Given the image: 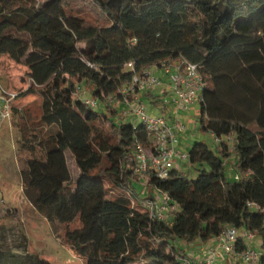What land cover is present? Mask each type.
I'll list each match as a JSON object with an SVG mask.
<instances>
[{"label":"trees","instance_id":"16d2710c","mask_svg":"<svg viewBox=\"0 0 264 264\" xmlns=\"http://www.w3.org/2000/svg\"><path fill=\"white\" fill-rule=\"evenodd\" d=\"M54 2L58 13L46 8ZM82 6L90 15L78 12ZM0 53L23 63L30 78L15 98L41 99L40 126L20 127L25 194L52 225L80 219L65 237L84 264H184L175 238L207 241L229 226L259 237L257 264H264V0H0ZM179 56L199 65L206 82L199 126L219 140L216 151L201 141L190 146L194 177L178 167L147 177L144 196L159 189L175 206L165 222L132 205L143 176L135 144L151 143L145 124L114 105L100 112L74 91L85 85L92 96L120 101L118 88L133 70ZM145 98L165 112L159 94L146 90ZM245 246L239 237L236 249ZM0 264L51 263L0 246Z\"/></svg>","mask_w":264,"mask_h":264},{"label":"rangeland","instance_id":"374dc122","mask_svg":"<svg viewBox=\"0 0 264 264\" xmlns=\"http://www.w3.org/2000/svg\"><path fill=\"white\" fill-rule=\"evenodd\" d=\"M46 8L52 13H58L55 2L48 4ZM78 12L88 16L92 10L82 6ZM62 17L67 24L77 23L74 18H67L63 14ZM25 68L23 63L16 62L6 54L0 53V83L6 89L19 92L27 87ZM79 91L88 97L92 96L85 85L79 86ZM74 95L77 96V93ZM143 100L147 104L149 113H164L172 122L179 121L184 124V130L177 134L175 141L181 151L187 152L196 141H201L207 144L212 151H216L217 141L211 132L202 130L199 126L200 100L186 108L177 109L172 116H169L170 109L161 112L157 108L154 112L150 107L151 102L147 98ZM40 101L38 93H28L13 99L11 118L0 125V246L16 254H23L25 251L38 252L51 264H84V259L75 252L65 237L67 229L81 226L80 219L76 217L71 222L52 225L34 208L24 191L21 176L23 162L17 160V155L21 152L20 127L30 129V127L40 126L38 122L41 111ZM114 106L119 113H123L125 104L121 105L120 101H115ZM95 109L100 112L106 111L102 103ZM127 116V119L135 121L131 116ZM66 157L71 176L74 178L78 169L70 151H66ZM175 165L190 177L197 174L195 165L187 159H177ZM225 173L229 178L235 175L233 156L225 159ZM146 179L147 177L143 175L140 180L134 182L135 190L141 197L147 193ZM174 240L178 246L186 247L188 244L187 247H189L191 243L181 238ZM251 241L255 249L260 252L259 237L255 236Z\"/></svg>","mask_w":264,"mask_h":264},{"label":"built area","instance_id":"2783aa9c","mask_svg":"<svg viewBox=\"0 0 264 264\" xmlns=\"http://www.w3.org/2000/svg\"><path fill=\"white\" fill-rule=\"evenodd\" d=\"M132 67V62H128ZM159 70L165 75L166 80L155 73ZM30 79V78H29ZM28 79V82H29ZM199 65L183 56L177 58H163L156 63L147 65L139 70H133L129 81L123 83L118 88V95L121 103L125 104L124 114L131 116L145 124L146 129L151 134V143L144 145L136 142L134 149L135 170L141 175L149 177L155 174L158 177H166L175 165L176 160L187 159L188 152L181 151L175 144L176 130H184V124L179 121L171 122L166 114L149 113L147 104L141 98L144 90L157 89L163 87L165 93L160 94L163 102H172L176 109L186 108L193 102L201 99V92L205 85ZM163 85V86H162ZM77 96L90 106L96 107L100 103L112 106L115 103L114 93L103 94L102 97L81 94L79 87L74 91ZM17 91L6 89L0 83V125L9 121L12 114V101L15 99ZM216 141L219 140L211 133ZM156 196H144L132 198V205L139 202L142 210L146 211L151 219H159L168 222L169 212L175 206L166 192L156 189ZM248 204L255 209L259 205L254 202ZM242 237L246 246L242 250L236 249V242ZM254 232L250 229H238L233 226L226 227L221 231L215 240L216 246H207L203 249L204 255L201 257L184 256L181 258L184 264H216V257L222 253L239 257L243 263L257 264L260 252H258L251 240ZM221 249V250H219Z\"/></svg>","mask_w":264,"mask_h":264},{"label":"crops","instance_id":"0c3cea01","mask_svg":"<svg viewBox=\"0 0 264 264\" xmlns=\"http://www.w3.org/2000/svg\"><path fill=\"white\" fill-rule=\"evenodd\" d=\"M155 73L158 74V75H160L162 80H165V75L162 74V73H160L159 70H155ZM163 87H159L157 89H154L152 92L154 94H159L160 95V94H162V91H163L162 88ZM145 91L146 90L142 91V93H141V98L142 99L145 98ZM165 92L166 91H163V93H165ZM123 104L124 103H121V105H123ZM150 107L153 108V111L154 112H155V110L157 108H159L160 110H162L161 109L162 104H160V105L150 104ZM167 109L168 110L169 109L171 110V112L169 113V116H172V113H175L177 111V109L175 108V106H174V104L172 102H167L166 103V109H165V111ZM169 121L172 122V120H170V119H169ZM182 131L176 130V136H177V134L179 132H182ZM174 244H175V240H174ZM210 245L211 246H216L217 245V242L215 240V237H213V238H211V239H209L207 241H202V240L196 239L194 241H191V243H189V247H187L188 244H187L186 247L184 245H181V246L176 245V246L183 248L184 251L186 252V254L188 256L195 258V257H201V256H203L204 255L203 249L206 248L207 246H210ZM219 250H221V249H219ZM216 264H246V263H243L239 257H234V256H230L228 254L222 253L220 256L216 257Z\"/></svg>","mask_w":264,"mask_h":264}]
</instances>
